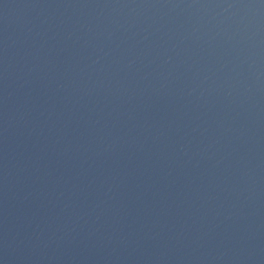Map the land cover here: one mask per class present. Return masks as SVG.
<instances>
[{"label": "water", "instance_id": "95a60500", "mask_svg": "<svg viewBox=\"0 0 264 264\" xmlns=\"http://www.w3.org/2000/svg\"><path fill=\"white\" fill-rule=\"evenodd\" d=\"M0 264H264V0H0Z\"/></svg>", "mask_w": 264, "mask_h": 264}]
</instances>
